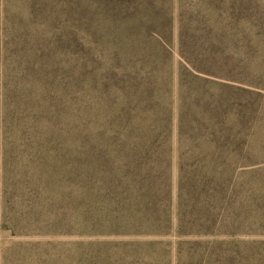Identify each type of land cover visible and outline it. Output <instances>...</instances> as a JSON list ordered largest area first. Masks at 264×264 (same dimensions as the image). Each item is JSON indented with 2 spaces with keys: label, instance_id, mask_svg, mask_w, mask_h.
Segmentation results:
<instances>
[{
  "label": "trees",
  "instance_id": "trees-1",
  "mask_svg": "<svg viewBox=\"0 0 264 264\" xmlns=\"http://www.w3.org/2000/svg\"><path fill=\"white\" fill-rule=\"evenodd\" d=\"M252 4L249 10L258 12L219 33L221 21L214 35L201 38L233 44L226 47L236 57L243 30L264 40V6ZM151 5L163 9L159 0ZM144 6L150 4L0 0V231L17 238H154L19 243L12 248L21 257L17 264H264V241L247 239L264 235L261 207L242 209L249 193L243 177L256 165L247 159L249 130L216 127L213 120L197 135L199 127H190L191 134L185 127L193 110L186 97L197 91L202 99L217 93L207 109L235 100V116L231 108L224 114L244 125L247 112L260 110L264 89L245 88L250 78L235 79L220 52L224 63H208L213 56L206 51L195 56L194 21L181 23L175 72L174 21L165 35L150 8L137 14ZM209 22H199L203 32ZM249 51L261 57V44ZM174 133L181 171L190 135L189 152L204 161H220V149L235 158L227 182L232 206H220L223 175L188 179L181 172L173 226ZM205 142L213 151H203ZM185 192L197 204L191 216ZM255 201L260 206V197ZM172 234L179 239L174 247L156 239Z\"/></svg>",
  "mask_w": 264,
  "mask_h": 264
},
{
  "label": "rangeland",
  "instance_id": "rangeland-1",
  "mask_svg": "<svg viewBox=\"0 0 264 264\" xmlns=\"http://www.w3.org/2000/svg\"><path fill=\"white\" fill-rule=\"evenodd\" d=\"M144 2H147L150 4V6H144L138 9L137 14H143L145 13L146 9L150 8L151 15L158 16L159 19V25L158 29L162 32L167 34L166 24H168V21H174L173 29L171 30L172 33H170V42L169 46L171 47V52L173 55V61H174V70L178 73V67H179V45L181 42L180 34H181V23L182 21L184 24H188L190 21H194L192 27L195 28L196 33L190 35L192 38H194V42L192 44L194 55L196 56L197 53H201L200 51H206L205 55H211L213 56V59L208 61V63L215 64V63H224L222 59L218 57V53L221 58H228L227 61H229L230 66L233 68V76L235 79H238L243 84L247 83V78L249 79L248 85H244L245 88L253 91L254 89H257V94H259V89H264V40L261 38H257L258 36L252 35L250 33V30L246 31L243 30L242 34L245 32V38H239L238 47L235 51H240L239 56H234L232 53V49H227L226 46H233L231 43H217L211 40L210 37L208 38H201V34H207L209 33L211 36L214 35V28L216 29L217 24L219 25L221 21H223V24L219 26V31L217 32H225L229 31V29H225L224 27L227 24L234 23V20L238 17H245L247 18L251 14H255V12H258L257 10H254V12L249 10L250 5L252 4V1H254V4H258V7L264 6V0H233L232 2V10L234 7H238V10L231 11V1L232 0H159L161 3V6L163 9L156 10V6L151 5V2L153 0H143ZM57 2H65V4L69 7L70 3L77 2L80 5H83L88 2V0H57ZM250 3V4H249ZM263 5V6H262ZM72 8V5H71ZM153 8V9H151ZM246 9V13H244L243 9ZM239 9H242V12H239ZM242 14V15H241ZM202 20H209V26L206 28V31L203 32V26L199 25V22ZM218 28V27H217ZM254 34V32H253ZM261 41H257L260 40ZM199 43V44H195ZM261 44V57L260 52L256 57H250V49H254L259 47ZM250 47V48H249ZM225 49V50H224ZM245 55V58L243 57ZM234 57V58H232ZM207 63V64H208ZM252 75V76H250ZM251 79H254V81H251ZM175 88H177V83H175ZM201 92L197 91L196 94H194L192 97H186L188 100H186V103L189 104L191 107H193V110L191 113H188L185 121V127L189 129L190 133V127H199L195 128V131H193V135H197L201 129L200 127H211L209 125L210 120H213L216 123V127H246L249 130V137L248 140L250 141L248 145V151L251 155V158L249 161L251 163H256V165L253 166L252 170L248 175H245L243 178L246 180L247 186H248V202L246 205L242 207L244 211H252V209L255 211L256 207H261L262 211V224L264 225V99L261 105V108L259 111H252L247 112L246 120L244 125L241 124H234V118L235 111H233V106L235 105V100H226L225 103H223V108L221 110H218L217 108H208L211 104L215 103L214 99L217 97V93L214 97L210 94L212 98H208L205 96L203 99L198 96ZM263 97H264V91H262ZM226 99V97H225ZM176 103V99H175ZM229 106H226V105ZM196 105H204L203 110H200L196 107ZM231 108L233 116H229L226 113ZM239 112H236L238 114ZM227 117V118H226ZM178 113L177 110H175V116H174V126L178 127ZM200 121V122H198ZM222 122V123H219ZM193 123H196L198 125L194 126ZM193 130V129H192ZM176 131V129H175ZM192 132V131H191ZM191 134V133H190ZM176 133L173 135L174 140V152H173V162H172V169H171V177H172V183H173V197H174V210H173V226L175 225L176 218L174 215L177 214V204H178V180H179V174L182 172V175L184 174V177L190 179L191 177H211L216 178L218 175H223L225 178V186H224V201L220 206H232L231 201H234V197L231 194V186L228 185V181L232 178L233 175V165L235 158L232 159V156L230 155V152H227L226 149H220V153L222 154L220 161H214L212 162V159H207L204 161V158L198 157L197 154H192L189 152L192 149V141L190 138L192 135L188 137V139L185 140L183 144V151H182V165L183 169L182 171L179 169V166L181 165V162L179 164V155L176 152ZM204 148L203 151L206 149H210V151H213L212 148H207L208 144L205 142L203 144ZM197 152V151H196ZM195 153V152H193ZM199 153V152H198ZM222 165V166H221ZM185 196L184 198V205L186 207L185 214L188 216H191L190 212L192 211V208L197 206L194 203H191V199L189 198L188 192L183 193ZM257 197H260V206L259 201H255ZM241 205L238 202V205L236 207H240ZM260 222V221H259ZM261 223V222H260ZM174 228V227H173ZM153 240L154 238H117V237H106V238H98V237H90V238H79V237H60L58 239H49V238H17L12 236V234L9 231H0V264H17L18 259H20V256H17L16 251H13V247L19 243H26V242H49V241H62V242H74V241H119V240ZM157 240L164 241L167 244V247L170 245L171 247H174L176 242L179 241L178 237H176L174 234L167 236V237H159L156 238ZM249 240H261L264 241V235L257 236V237H249L247 238ZM182 240H192L190 239H182ZM15 248V247H14ZM15 250V249H14ZM27 259L31 257V253L26 254Z\"/></svg>",
  "mask_w": 264,
  "mask_h": 264
}]
</instances>
